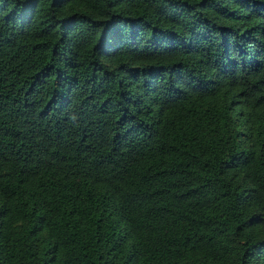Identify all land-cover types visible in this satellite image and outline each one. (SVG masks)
<instances>
[{
  "label": "trees",
  "instance_id": "obj_1",
  "mask_svg": "<svg viewBox=\"0 0 264 264\" xmlns=\"http://www.w3.org/2000/svg\"><path fill=\"white\" fill-rule=\"evenodd\" d=\"M0 264H264V0H0Z\"/></svg>",
  "mask_w": 264,
  "mask_h": 264
}]
</instances>
